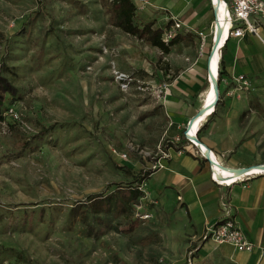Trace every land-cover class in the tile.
I'll use <instances>...</instances> for the list:
<instances>
[{
  "label": "rangeland",
  "instance_id": "rangeland-1",
  "mask_svg": "<svg viewBox=\"0 0 264 264\" xmlns=\"http://www.w3.org/2000/svg\"><path fill=\"white\" fill-rule=\"evenodd\" d=\"M131 1L136 26L166 28V42L180 37L168 55L114 28L109 0H0V264H223L180 199L171 202L170 188L154 186L165 172L150 180L155 171L139 152L119 159L130 146L167 152L169 141L182 139L184 121L171 128L186 115L171 112L165 98L171 90L180 104L193 84L186 107L199 111L210 46L206 38L201 47L198 33L208 27L197 23L210 14L192 7L174 17L161 0ZM172 17L185 26L175 28ZM232 58L245 83L218 82L215 113L198 138L227 166L261 165L264 64L259 49ZM115 72L131 78L128 88ZM237 184L264 192V175ZM127 187L141 193L127 213L90 208L91 198ZM224 192L218 203L231 204ZM253 250L264 253V240Z\"/></svg>",
  "mask_w": 264,
  "mask_h": 264
},
{
  "label": "crops",
  "instance_id": "crops-1",
  "mask_svg": "<svg viewBox=\"0 0 264 264\" xmlns=\"http://www.w3.org/2000/svg\"><path fill=\"white\" fill-rule=\"evenodd\" d=\"M261 1L264 3V0ZM161 5H164L168 9L169 14L174 17H184L186 14H189L190 11L192 13V7H202L203 11L208 10L210 19L206 21H199L197 24L201 28L208 27V31H206L205 34L209 33L214 20L209 0H161ZM198 16L199 14L197 13V17ZM174 17H172L171 19H175L180 22L182 26H185V24L181 22L179 18ZM261 35L264 36V31H261ZM238 40H243V44L241 43V46L237 49L236 42ZM258 49L260 54L258 66L262 68V64H264V46L261 44L259 39L252 35H244L242 38H228L220 52L221 64L224 70L223 78L226 80H229V78L231 77L237 78L234 74L239 73L243 69V66L241 67L239 65H233L232 57L236 55V53L237 56H243L246 51L252 52ZM204 66L206 73V59L204 61ZM233 67H235L234 70H232ZM232 71L234 73H231ZM239 76L242 75H238V77ZM192 85L193 84L188 85L190 89L185 90L186 92H184V94H181L180 104H176V102H174V100L172 99L173 94H171V90L167 92L165 103L168 105V109L171 112L177 111V113H180L179 111H181L184 115H186L184 117L181 116L182 119L180 120L177 117L173 118L174 125L171 128L172 133L178 130V127L176 125L177 123H179V121L180 123L184 121V126H186L188 121L196 115V110L189 111L186 107L187 99H191L194 94V90L191 89ZM206 92L204 94L200 108L203 106L206 100ZM215 110L216 108L214 107L213 113L210 116L206 117L200 123L196 131V135L197 132H199V130L202 128L203 124L208 120V118L215 113ZM196 139L200 141L197 136ZM201 143L211 151L216 164L219 163L218 165L224 169H253L259 166L262 167L264 165L261 164L257 166L235 167L236 164L234 162H230L231 165L227 166L224 163L223 155L218 154L203 142ZM185 144L186 142L182 141L178 146L172 145L169 148L168 152L170 157L169 159L162 161V164L164 166L163 169L151 173L150 180L151 177H153V175L158 171L165 172L163 174V178L154 186H164L165 188H170L172 193H170L169 195V201H174L175 197L180 199L186 213H190L194 217L196 224H198L200 227L202 226L200 229L201 234L206 225L213 224L219 219L221 210L220 203H218L220 197L219 195L225 194V190H230V202L233 208L232 212L234 220L239 225L248 241L253 244L254 249H256V247H261V244L264 240V224L262 225V215L264 213V192H255L254 186H252L250 189H247V191H243L242 189H240L239 184L237 183L228 188L217 187L210 179V169L208 162L206 161V159L199 156L196 149L190 148V151L192 152H183L179 154L173 151V146L178 150V148L182 147ZM262 179L263 178H258V180L253 181V183L255 184V182ZM205 248H207V250H210V248H212L214 251L217 250V254H219V256H217L216 258L223 259V264H264V253L261 252L260 254L257 250H253V252L251 253L238 252L230 245H214L212 244V242L205 243Z\"/></svg>",
  "mask_w": 264,
  "mask_h": 264
},
{
  "label": "built area",
  "instance_id": "built-area-1",
  "mask_svg": "<svg viewBox=\"0 0 264 264\" xmlns=\"http://www.w3.org/2000/svg\"><path fill=\"white\" fill-rule=\"evenodd\" d=\"M110 3H112V0H109ZM210 7L212 9L213 13V19H216L218 21V15L220 11L224 14V19H226V24L228 28V38H242L244 35H252L259 39L261 44L264 46V36L261 35L262 26L257 20L256 16L260 17L261 19H264V3L261 0H209ZM222 9V10H220ZM173 25L175 28L179 29L181 27V23L178 22L175 19H171ZM214 21V20H213ZM168 34L165 32L163 34L162 40L166 42L165 37H167ZM216 36V27L215 23L213 22L211 29L208 34H204L199 32V43L201 47L203 48L206 38H208L209 42V50L211 49L212 43L214 41V38ZM220 47L217 49V52L219 54L218 57V64H217V75L216 80L221 81L223 79V76L219 79V71H220V64H221V49ZM202 55V53H201ZM115 78L118 82L121 83V86L123 88H128V86L131 83V78H129L127 75L123 73L115 72ZM238 82L245 83V80L242 76H239L236 78ZM168 85H164V88H167ZM2 123H6V120ZM1 124V123H0ZM186 128V127H185ZM189 132H184V135L182 139H179L176 137L174 140L169 141L170 146L172 145H179L182 141H185L186 144L182 147L178 148V153H183L184 151L191 152L190 148H194L197 150V153L199 156L205 159V155L198 149V147L193 144L194 142L191 141L188 138ZM168 148V151H169ZM135 147H128L125 151L126 153L119 154V159L121 161H127L128 156L127 153L135 152L138 153L143 160H145V164L148 166V168L153 169V171L163 169L162 161L169 159L170 155L169 152L162 150L160 147H157V152L155 153L151 151L141 150ZM209 164V163H208ZM214 164L216 163H210L209 169H210V179L217 187H231L230 185H224L221 184L216 179V171L214 169ZM219 164V163H218ZM218 164H216L218 167H220ZM252 176H261L260 175H248L245 176L240 181H236L235 184L238 182L244 181L246 178L252 177ZM234 185V184H233ZM220 216L219 219L213 223L208 224L205 226L200 239L204 243L212 242L216 245H223L227 244L232 246L236 251L238 252H245V253H251L254 249L253 244L248 241L244 233L242 232L239 225L234 220L233 212L231 209V204H229L227 201H221L220 203Z\"/></svg>",
  "mask_w": 264,
  "mask_h": 264
},
{
  "label": "trees",
  "instance_id": "trees-1",
  "mask_svg": "<svg viewBox=\"0 0 264 264\" xmlns=\"http://www.w3.org/2000/svg\"><path fill=\"white\" fill-rule=\"evenodd\" d=\"M111 25L120 30L122 33L144 42L146 45L158 49L162 54L168 55L171 48L177 46L181 40L179 36H174L168 42L162 40L164 30L154 28L153 23H147L141 28L133 22L135 14V5L131 0H112L109 9ZM172 22V21H171ZM170 25V23L168 24ZM224 75L222 64H220L219 79ZM3 103L0 99V123L5 121L2 109ZM201 130V129H200ZM199 130V132H200ZM197 132V138L199 135ZM199 139V138H198ZM144 175H149L144 174ZM145 176L142 177L143 180ZM140 191L136 188H117L112 193L104 197L91 198L89 201L90 208L95 213L114 212L121 215L128 212L131 203L140 197Z\"/></svg>",
  "mask_w": 264,
  "mask_h": 264
},
{
  "label": "bare ground",
  "instance_id": "bare-ground-1",
  "mask_svg": "<svg viewBox=\"0 0 264 264\" xmlns=\"http://www.w3.org/2000/svg\"><path fill=\"white\" fill-rule=\"evenodd\" d=\"M222 10V9H220ZM214 22V21H213ZM218 23L220 24L221 27V31H222V35L219 41V45L218 48L222 47L224 45V43L226 42V38L228 36V28H227V24H226V19H224V14L220 11L219 15H218ZM218 57L219 54L217 51H215L213 53V55L211 56V60H210V70L212 72L213 77H216L217 75V64H218ZM211 98V103H209V100ZM215 91H214V83L212 82L211 84H209L208 82V92L206 95V100L203 104L202 107L206 106V109L204 110V113L200 116H194V122L193 125L188 129L189 134L188 137L191 138V140L194 141L193 144H195L198 149H200V151L204 154V155H209V158L211 159V161H213L214 163H216L213 154L211 153V151L206 148L205 146H203V144L200 141H195L194 138H196V131L200 125V123L208 116H210L213 113V105L215 103ZM214 169L216 171V179L224 185H230L232 186L233 184H235V182L238 180L240 181L241 179H243L245 176L248 175H264V168L259 166L253 169H247L245 172L236 175L232 170H227L224 169L222 167H218L216 164L213 165ZM238 183V182H237Z\"/></svg>",
  "mask_w": 264,
  "mask_h": 264
},
{
  "label": "water",
  "instance_id": "water-1",
  "mask_svg": "<svg viewBox=\"0 0 264 264\" xmlns=\"http://www.w3.org/2000/svg\"><path fill=\"white\" fill-rule=\"evenodd\" d=\"M214 23H215V27H216V36L214 38V41L212 43V46H211V49L209 51V55L206 59V75H207V82H209V84H211L212 82L214 83V91H215V95H216V98H215V103L213 105V107L216 106L217 104V101H218V97H219V93H218V82L219 80H216V77H213L212 75V72L210 70V60H211V56L213 55V53L215 51H217L218 49V45H219V41H220V38H221V35H222V31H221V27H220V24L218 23V21L216 19H214ZM206 109V106L204 107H201L199 109V111L196 113V116H200L204 113V110ZM193 122H194V119L191 118L187 125H186V129H185V132H189L188 129L193 125ZM190 140L191 138L188 137ZM195 141H197L196 138H194ZM193 141V140H191ZM194 142V141H193ZM205 159L206 161L210 164V163H213V161H211V159L209 158V155H205ZM264 168V165L262 166ZM247 169L246 168H240V169H234L232 170L236 175L238 174H241L243 172H245Z\"/></svg>",
  "mask_w": 264,
  "mask_h": 264
},
{
  "label": "snow or ice",
  "instance_id": "snow-or-ice-1",
  "mask_svg": "<svg viewBox=\"0 0 264 264\" xmlns=\"http://www.w3.org/2000/svg\"><path fill=\"white\" fill-rule=\"evenodd\" d=\"M209 103H211V98H210V100H209Z\"/></svg>",
  "mask_w": 264,
  "mask_h": 264
}]
</instances>
